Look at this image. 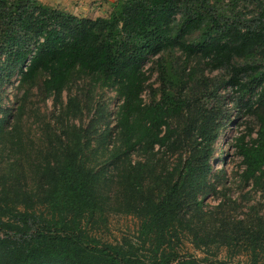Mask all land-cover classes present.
I'll list each match as a JSON object with an SVG mask.
<instances>
[{
    "label": "trees",
    "instance_id": "1",
    "mask_svg": "<svg viewBox=\"0 0 264 264\" xmlns=\"http://www.w3.org/2000/svg\"><path fill=\"white\" fill-rule=\"evenodd\" d=\"M216 2L116 0L107 16L90 18L39 0H0V71L17 72L21 84L42 78V92L57 97L75 71L114 87L121 99L116 112L119 130L107 166L119 161L125 166L113 199L104 190L108 175L93 172L83 161L88 134L76 127L67 130L59 150L48 149L32 165L30 188L26 178L12 190L2 188L0 264L201 260L181 257L173 239L178 228L193 230V217L204 214V197L213 189L212 177L225 174L223 169L212 173L209 159L212 133L225 117L219 102L221 86L238 92L241 109L258 123L256 136L247 140L240 134L234 147L243 165L241 181L264 189V7L258 18L243 22L240 17H225ZM174 49L210 71L223 70L222 77L203 82L202 95L214 98V104L203 106L175 90L184 79L177 78L170 61L160 66L164 82L159 98L143 101L148 80L144 61ZM194 73L188 74V81ZM253 91L256 98L243 101ZM108 130L100 134L103 139L111 137ZM175 141L187 142L185 158L179 153L167 162V174L160 176L154 170V156L158 149L174 150ZM220 151L225 160V151ZM132 155L141 158L132 161ZM147 178L160 181L163 190L157 193ZM108 207L138 219L134 241L107 242L92 232L89 223L94 225ZM188 210L193 212L191 219L186 218ZM224 231L219 234L220 247L237 248L243 246L241 241L246 246L248 258L239 264H264V217L259 212L247 207L231 230Z\"/></svg>",
    "mask_w": 264,
    "mask_h": 264
},
{
    "label": "rangeland",
    "instance_id": "2",
    "mask_svg": "<svg viewBox=\"0 0 264 264\" xmlns=\"http://www.w3.org/2000/svg\"><path fill=\"white\" fill-rule=\"evenodd\" d=\"M214 6L225 17H240L241 21L247 22L259 17L264 0H217ZM167 61L172 63L177 78L184 79L175 90L191 97L190 101L199 100L203 106L214 104V98L203 97V82L205 78L208 79L207 83H211V79L222 77L223 70L210 71L194 58L187 60L179 49L149 56L144 61L143 69L148 75L142 92L144 102L159 98L164 82L160 66ZM193 70L194 78L188 81V74ZM41 79L33 84H21L17 72L12 74L10 68L0 71V192L4 186L10 190L16 188L25 178L30 188L33 185L32 165L37 164L48 149L59 150L66 139V131L76 127L84 130L89 138V145L82 155L85 165L95 173L108 175L104 190L114 199L119 176L125 168L122 161L107 166L109 156L117 144L116 132L119 130L116 126V112L121 99L114 87L102 85L94 77L75 71L57 97L42 92ZM218 94L225 117L219 120L218 130L212 133L214 138L210 143L209 159L212 173L223 169L225 174L223 178L212 177L213 189L204 197V214L201 218L197 219L191 210L187 211L186 218L193 217V230L178 228L173 239L181 257L201 259L195 264H239L245 261L248 255L244 242L241 241L243 246L237 248L220 247L219 234L227 233L224 231L226 229L231 230L236 220L241 219L247 211V207L264 217V189L255 190L241 181L243 165L234 147V140L240 134L244 133L247 140L254 138L258 123L253 115L241 109L238 92L228 86H221ZM255 98L256 92L253 91L243 101ZM105 129H109L112 134L103 139L100 134ZM182 143L187 144L186 141ZM185 144L180 145L175 141L174 150L158 149L154 156L155 173L165 176L170 169L165 167L167 162L177 159L180 154L185 158L184 150L188 148ZM220 149L225 151V160L222 159ZM137 158L140 159L141 155L131 156L132 161ZM146 181L157 193L163 190L160 181L153 182L151 178ZM138 224L136 217L125 215L116 207H108L104 216L98 218L94 225L89 223V226L102 240L121 242L125 238L135 240ZM194 232H198L196 239L192 236ZM194 243L200 247H195Z\"/></svg>",
    "mask_w": 264,
    "mask_h": 264
},
{
    "label": "crops",
    "instance_id": "3",
    "mask_svg": "<svg viewBox=\"0 0 264 264\" xmlns=\"http://www.w3.org/2000/svg\"><path fill=\"white\" fill-rule=\"evenodd\" d=\"M80 17L107 16L116 0H39Z\"/></svg>",
    "mask_w": 264,
    "mask_h": 264
}]
</instances>
